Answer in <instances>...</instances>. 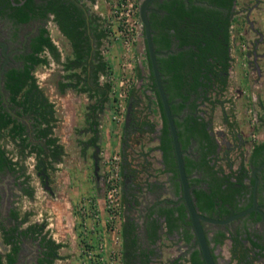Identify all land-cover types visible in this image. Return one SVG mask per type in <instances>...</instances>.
Returning a JSON list of instances; mask_svg holds the SVG:
<instances>
[{"label": "trees", "instance_id": "16d2710c", "mask_svg": "<svg viewBox=\"0 0 264 264\" xmlns=\"http://www.w3.org/2000/svg\"><path fill=\"white\" fill-rule=\"evenodd\" d=\"M80 1L86 3V0ZM208 1L228 8L233 3V0ZM154 4L159 10H149L147 15L155 51L168 49L172 44L178 48L187 46L167 56L156 53V60L177 130L185 173L189 185H192L191 191L195 206L201 212L210 213L217 201L225 207V202L229 201L230 196L235 192L232 186L234 183L229 181V176L233 174L224 172L223 166L224 155L230 148L224 147L226 150L223 154L217 152L218 141L210 126L215 107L217 105L224 107L226 102L233 100L232 97L226 96L228 80L222 73L227 67L225 58L227 47L230 44L229 26L232 19L229 14L223 18L218 10L204 5H186L182 0H162L161 2L157 0ZM0 8V13L4 14L6 10H9L8 16L14 22L19 23L32 17L47 19L52 15V21L70 45V54L64 55L62 59L61 51L52 39L49 29L42 27L40 33L32 40L30 54L24 57L23 66L12 67L5 72V88L10 93L9 101L12 107L19 108L18 112L30 115L31 130L37 141L30 140L29 134L25 131V125L21 122L16 123V119L11 117L3 107H0L1 133L17 141L18 150L23 157L32 153L36 166L55 169V164L62 160L64 145L54 132L57 121L55 103L39 87L34 75L36 65H48L50 59H53L61 64L62 69L57 81L58 89L63 92L71 87L85 93L88 98L84 107V119L86 129L91 134L87 139L80 140L83 144L82 152L86 147H99V118L110 101L111 89V82L108 78L111 70L102 52L103 39L108 36L104 16L90 11L88 7L86 15L85 10L74 0H7L6 5L0 3ZM186 15L188 21H184L185 27H183L182 18ZM215 18H223L225 22L224 36L227 45L215 39L213 32L206 25ZM235 19L233 18V21ZM198 20L202 23L197 25L195 21ZM215 41L222 47L218 50L224 49V56L212 50ZM148 66L151 68L149 57ZM136 74L141 75L138 67H136ZM147 86L156 96L155 101L150 95L140 97L139 94H143V90L135 85L131 86L129 90V96H132L131 121L127 127L123 125L121 137L122 201L123 208L126 210L123 211L121 225L122 264L152 262L153 258L158 256L155 244L161 238L162 229L167 235L178 233L179 238L187 243L186 253H189L188 255L180 254L163 264H204L199 247L189 250L194 232L187 226L190 220L184 202L151 204L143 214V231L140 235L135 219L128 212L130 211L129 206L135 201L132 183L146 182V178H143L142 182L138 181V176L139 173H146L152 164L150 151L154 146L145 147V141L151 140V133L157 125L151 115L157 116L158 114L161 120L156 147L161 151L163 170L171 172L170 179L176 188L181 189L171 135L162 101L154 84L152 70L148 76ZM203 102L207 105L206 111L200 107ZM183 108H186V112L180 118L179 113ZM200 111L205 112L202 114ZM223 114L224 120L228 119L227 125H232L230 131L225 133L236 137V131L231 130L237 126L233 106L230 105L228 110L223 111ZM231 117H233L232 122L229 120ZM136 135L139 136L136 137ZM143 136H147V140L139 141ZM192 140L195 141L193 149L196 150L197 158L186 152ZM138 142L141 148L136 152L138 156H135L132 155V146ZM263 146L264 142L258 143L254 151L256 152ZM242 152L243 150H240V155L243 157ZM138 157L141 160H138ZM218 160L221 162L217 163ZM16 164L17 162L12 160L6 154L5 148L0 145V169L9 167L13 171H18ZM226 164L230 169L232 161L227 160ZM245 167L246 164L242 160L241 168ZM19 168L21 169L22 166ZM194 171L200 174L192 175ZM129 176L131 182L124 186V180ZM223 183H226L224 188H222ZM146 184L148 185L149 182ZM24 191L32 195V187L25 186ZM12 215L16 218L18 211L13 210ZM25 219L26 216L22 220ZM33 227V231L38 228L37 225ZM29 229L30 227L22 231L25 233ZM1 232L3 242L10 244V249L5 253V260L2 259L0 253V264H14L20 248L17 225L6 228L1 224ZM220 235L221 238H217L216 241L221 242L224 233L220 232ZM141 237L145 238L143 241L145 245L140 241ZM231 237V256L236 258L237 264H253V256L249 253V249L258 247L257 253H262L261 250L264 249V244L252 239L249 234L246 237L251 243L250 247L243 244L238 234ZM42 242L45 246L43 251L45 255L39 261L41 264H53L54 260L60 257L58 250L63 243L46 237V234H43ZM213 257L215 258L214 254Z\"/></svg>", "mask_w": 264, "mask_h": 264}, {"label": "rangeland", "instance_id": "374dc122", "mask_svg": "<svg viewBox=\"0 0 264 264\" xmlns=\"http://www.w3.org/2000/svg\"><path fill=\"white\" fill-rule=\"evenodd\" d=\"M140 1L141 0H137L138 6ZM115 2L116 0H111V4L108 7V10H106L107 9L106 7H103V9H101L102 6L95 7L92 4H90L92 2H90L86 6L87 7L88 5L90 6L89 7L90 11L96 12L104 16L105 25L107 26L108 25L107 22H109L108 20L110 19V17H112L111 11ZM244 2L245 0H238L237 6L238 7L243 6ZM259 17L260 14L257 13L256 18ZM256 18L255 20L257 26H259L264 33V27L262 26L260 21H258ZM238 21L240 24L233 31V34H236V37H235V41H233L235 43V50L233 49L232 51L236 56H238V58H240L241 57V54L239 52L240 50L239 48H237L238 47L237 45L239 43L236 42L239 41L245 42L246 40L250 41L255 36V33L253 32V30H250L247 27L246 23H243V21L240 20ZM46 25L47 28L49 29L52 38L54 39V41H56L57 46L61 51L62 57H64V55L66 54H70L69 42L58 30L57 25L53 21H49V20L46 21ZM140 30L141 33L138 39L132 43V49H133L131 53L132 55L128 57L126 60L130 62L131 69H129L128 72L130 73V78L132 80L131 85H135L136 87L142 89L143 93L145 94V97H147V95L151 96L152 92L147 86L149 69L145 62L146 51H145L143 27ZM240 32L242 34L238 35L240 34ZM103 42L104 44L102 48L104 50V55L105 57H107V60H109L108 61L109 66L114 67L116 55H112L110 51L112 49L111 47L116 45L117 42L115 39H113V42H111L110 37H107V39ZM118 61L120 62V60ZM134 66L135 68L138 67L140 69V74H141L140 76L136 74V70L134 69ZM262 66L264 68V61L262 62ZM114 69L115 68L111 69V71H114ZM245 70L246 69L244 67L243 71H238V72L235 71L230 76V82L226 90V96L235 97V100L238 103V107H239L237 108L238 111L240 109V112L238 113V117H237L239 122L238 126H240L242 130V135L244 134L245 136L249 137L250 138L249 140L251 141L252 138H257V139L264 138V128H261V125L257 129L256 127L253 128L252 126L254 125L253 113L255 111L257 112L258 115L262 114L264 116V109L259 104V100H264V70H263V74L261 75H256V73H252V72L249 74L248 71L247 74L245 75L244 73ZM61 73H62L61 64L59 62L54 61L53 59H50V63L48 65L39 64L36 65L34 68V75L36 77V81L38 85L42 88V90L49 97V99L55 103L57 121H56V125L54 126V132L59 137V141L64 145V154L62 155V160L55 164L56 165L55 169L50 168L48 170L51 179L50 184L52 186L53 192L52 193L49 192L46 188H44L42 182H40V179L37 176L36 171L34 169L35 157L32 153L23 157L22 153L18 150L17 141L15 139L10 138L7 134H5V136L2 137V145L5 148L7 155L12 160L17 162L16 166L19 171L16 172L17 178H21V175H27L26 185L28 187H32V191H33L32 195H28L25 194L23 191H21L20 186H17V184L11 187L13 191V196L10 201L11 206L16 207L18 211H21L24 214L26 213L25 222H23L21 226H26L30 223L39 222L40 220H43L46 223L45 225L46 233H48V235L50 236H53L55 241L63 242L65 244L64 246L59 248V252L64 256V258L55 259L53 264H83L82 255H81V260L79 257L78 260L71 261L70 263L67 261L65 255L68 254L70 256V254H76L81 252L78 245L79 235H80L78 231L80 225L79 224L80 215L78 213L79 211L78 206L80 201L85 196L89 195V193H87L89 191L87 188L90 187L91 183L95 185L99 197L101 198L100 201H102L101 203H99L100 201L96 200L95 201L96 205L99 206V204L100 205L103 204L104 187H105L103 182V175L106 167V155L103 156L101 154L100 147H97V149L93 148L92 146L86 147L84 152H82L81 148L83 144L80 143V140L87 139L91 134V132L86 129V122L84 119V110H85L84 107L86 102L88 101V98L85 93L79 92L71 87H68L63 92H61L57 86V81L60 78ZM113 77H115L114 74ZM255 78H256V82H255ZM112 82H114V79ZM242 89H245V91H242ZM252 102L255 103L254 106ZM122 103H123V107L120 112L121 117L118 125L120 133H122L123 131L122 118L124 117L123 113L125 112L124 109L125 101ZM206 106L207 105L205 102L200 104V107L204 108L205 111L207 110ZM204 112L202 111V113ZM221 114H222V108L220 107V105H217L214 109L211 122H212V126L215 128V129L213 128V130L218 136L221 144L223 145V147L228 148L231 142L229 140V136L221 129ZM101 115L99 118L100 123L102 121ZM151 118L152 119L154 118L156 120L157 122L156 127H158L160 125L159 115L158 114L157 116L151 115ZM155 134H156L155 132L151 134L152 138L150 141H145L147 140V136H143V138L139 139V141H145V147L149 145L154 146V144L157 142V139L153 138ZM137 136L139 135H136V137ZM120 137H122V134L120 135ZM29 139L34 142L36 141V139L33 140L34 137L32 130L30 132ZM138 147L141 148L139 142L135 143L132 146V155L138 156L136 153L138 151ZM115 150H119L121 154V147ZM154 150L155 148L151 149L150 151V159L152 158L151 168H153V163L155 160H157V162L159 161V158H156ZM92 154H94L96 157V162L94 163L92 160ZM232 154L233 156L236 157L237 156L236 150H233ZM138 158H139L138 160H141L140 157ZM95 164L97 165L96 173H95ZM21 166L22 168L20 169L19 167ZM157 166L159 165L157 164ZM155 168L157 167L155 166ZM160 168H157L159 169L158 172L155 171L157 172L156 175L157 174L162 175L163 176L162 179L163 181H165L167 178L165 177L164 174L161 173L162 171ZM150 177L152 178V176ZM143 178L144 175L140 174L139 179H141L142 181ZM142 185L144 186L145 184ZM164 185L166 186V182ZM133 193L136 195L134 197L135 201L129 206L130 211L128 212H130L131 216L135 220L137 218L138 221H141L144 211L143 209L144 202H145L144 191L137 190L135 192L133 190ZM165 194L166 196L170 195L168 189L166 190ZM59 206H65L66 210L69 211L71 210L73 212V215H71L70 213V219H68L66 211L61 214L58 213V210H60ZM1 208L2 206L0 205V210ZM123 210H122L121 219L119 220V224H118L119 228L117 229L116 234L119 233V230L122 225ZM74 215L76 216L75 218ZM2 223L8 224L10 222L9 219H6V216L4 214L0 213V251L5 252L9 247L2 240V233H1ZM75 230H76V234H75ZM26 241L29 240L26 239ZM27 244L32 245L33 243L30 241L29 243H23L21 245L22 252L26 249V247L29 249ZM155 245L158 256L154 257L152 262H149V264L166 263L167 260L177 257L180 254H185L188 248L187 245H185V243L176 234L167 235L166 233H164V231H161V238ZM85 247H87L86 244ZM222 248L223 249H221V251L222 250L224 251V248L225 249L227 248V244L222 246ZM217 252H220L219 249H217ZM185 255H187V253ZM219 261L222 264L226 263L225 262L226 259L223 258V254L220 255ZM257 263L260 264L261 262L258 261Z\"/></svg>", "mask_w": 264, "mask_h": 264}, {"label": "flooded vegetation", "instance_id": "af4514ba", "mask_svg": "<svg viewBox=\"0 0 264 264\" xmlns=\"http://www.w3.org/2000/svg\"><path fill=\"white\" fill-rule=\"evenodd\" d=\"M12 1V0H10ZM157 0H153L149 3V10L154 9L155 11H158L159 8L155 6L154 2ZM161 2L162 0H158ZM186 5L194 4V5H204L206 7L212 8L213 10H218L219 15L222 13L221 17H225L229 14L230 18L232 19V23L229 26L230 31V44L227 47V53H226V69L222 71L223 75L227 77L228 85L230 82V76L235 71H243L245 67V75L248 73H256V75L263 74V66L262 62L264 61V33L262 29L257 26L256 24V14L259 13V0H245L244 5L241 7H238L237 2L238 0H233V3L230 8L227 6H221L215 3H211L208 0H182ZM1 5H6L7 0L0 1ZM1 9V8H0ZM147 11V12H148ZM9 10L5 11V14L2 12L0 13V107H3L8 113H10L11 117L15 118V122H21L25 125V131L30 135L31 132V120L30 115L27 113H20L17 110L18 107H12V103L9 101V95L10 93L5 88V72L12 68H20L24 64V57H26L28 54H30L31 51V43L32 40L40 33V30L42 27H47L46 21H52L51 16L47 19H43L40 17H32L24 22H14L9 16H8ZM223 18H215V20H211L210 22H207V27L210 28V30L213 32L215 39L221 40L223 44L227 45V42L225 41V22ZM233 18H236L237 21H233ZM257 19V18H256ZM243 21V23H246L247 27L250 30H253L255 33V36L249 41H245L244 47L242 46V41L236 42L239 43L237 48H239V52L241 54V57L238 58L233 53V49L235 50V43L231 41V35L234 31V29L240 24L239 21ZM258 20V19H257ZM184 21H188L187 15L182 18V24L184 26ZM198 25V23H202L201 21H195ZM242 33L240 32L241 35ZM145 42V37H144ZM224 46V45H223ZM146 42H145V51H146V64L149 69L148 76L151 73V68L148 66V55L146 50ZM181 48H187V46H183ZM181 48H178L172 44L170 48L168 49H162V50H156V53H160L163 56H167L168 54L172 52H176L180 50ZM222 49L217 42H214V46L212 47V50L215 52H220L221 55H225V51L218 50ZM219 54V55H220ZM187 57V53L185 54ZM158 64V63H157ZM159 67V66H158ZM240 67V68H239ZM248 68V70H247ZM236 72V74H237ZM243 73V74H244ZM244 76V75H243ZM242 76V77H243ZM241 80V78H240ZM256 82V78H255ZM256 84V83H255ZM40 87V86H39ZM149 88V87H148ZM228 88V87H227ZM151 93L152 100L155 101V95L151 88H149ZM242 91H245V89H242ZM140 97L145 96V94H139ZM149 96V95H147ZM233 100L229 101V106L224 105L222 108V114H221V129L224 132L230 131L229 129L232 127V125H227V121L224 120L223 111L231 106H233V109L235 111L236 117H238V113L240 112V109L238 111V103L235 100V97H232ZM253 106L255 103H253ZM260 106L264 109V100H259ZM127 107V106H126ZM3 110V109H2ZM186 112V108H183V110L179 113L180 118L183 117V115ZM202 113V111H200ZM203 114V113H202ZM153 116V115H152ZM253 121L254 125L253 128L256 127L259 128L261 125V128H264V116L262 114L258 115L255 111L253 113ZM259 119V120H258ZM230 122L233 121V117L229 119ZM2 121V118L0 119ZM161 122V120H160ZM159 122V123H160ZM262 122V123H261ZM261 123V124H260ZM161 124V123H160ZM212 124V122H211ZM237 126H234L231 130L234 132L236 131V137L234 135L229 134V140L231 142L229 146V151L226 155H224L223 161H224V172H232L233 175L229 176V181L233 182L234 184V191L232 196H230V200L225 202V207H222L220 201L216 202L214 204V209L212 212H202L207 216L216 218V219H226L230 216H233L234 214L240 213L241 211H244L242 214L237 215L230 219L229 221L225 223H214L209 221H203V228L204 232L207 237V241L209 243L212 255H215V261L217 264H222L219 261V257L221 254H223V258L226 259V263L224 264H237L236 258H232L231 254V246H232V235L238 234L240 239L242 240L243 244L245 246L250 247L251 243L248 239L247 234H249V237L252 239L258 241L261 244H264V146L261 147L256 152L254 151L255 146L258 143L264 142V138L256 139L254 138V142L252 140L250 141L249 137L242 135V130L240 128L238 118H237ZM251 125V124H250ZM157 126V125H156ZM211 126V130L214 133L216 140L218 141V148L217 152H220V154H223L226 150L223 145L221 144L218 136L213 130V126ZM159 128H155V130L152 133H156L153 138L157 139L158 143V134H159ZM215 129V128H214ZM151 133V134H152ZM231 133V132H230ZM137 134V133H136ZM5 136L4 133H1L0 131V145H2V137ZM35 140V138L33 139ZM37 141V140H36ZM34 142V141H33ZM156 143V144H157ZM156 144H154V148L156 149ZM195 144V141L192 140L189 148L186 150L187 153H189L192 156H195L197 158L196 150L193 149V145ZM153 146V145H152ZM236 150L237 156H233L232 151ZM240 150H243V157L240 155ZM255 152V153H254ZM161 153V151H160ZM7 154V152H6ZM161 157V156H160ZM152 160V158H151ZM162 162V158L160 159ZM230 160L232 161V164L229 165L226 164V161ZM246 164V167L244 169L241 168V161ZM212 162V160H211ZM221 161L218 160L217 163H220ZM138 167V166H137ZM34 169L36 171L37 176L40 179V182H42L44 188H46L49 192H53L52 186H51V179L49 174L50 168H45L44 166H36L34 164ZM17 171H13L9 167H4L0 169V205L2 206L0 213L4 214L6 216V219H9L8 224H3L6 228H9L11 226L17 225V233H18V243L20 244V248L17 253L16 260L14 264H41L39 261L41 257H43L45 254L43 251L45 250V246L42 242V236L43 234H46V237H50L51 239H54L53 236L48 235L46 233L45 225L46 223L43 220H40L39 222H33L26 226H21L25 220H22L26 213H22L21 211H18L16 207L11 206V199L13 196V191L11 187L17 184V186H20L21 191H24V188L27 183V175H21V178H17ZM19 172V171H18ZM168 179L166 181V188L172 190L173 196H170L168 198H153L152 200H146V207L145 211H147L151 204L154 203H163L168 202L169 204H178L183 202V199L181 197V189H178V193L174 194L173 187L175 186L174 182L170 179L171 172L169 171ZM144 175V173H139V175ZM200 174L197 171H194L192 175ZM139 179V176H138ZM179 179V176H178ZM141 181V180H139ZM142 182V181H141ZM142 183H132L133 186H136V190H140ZM23 185V186H22ZM226 183L222 184V188H224ZM192 185H190V193L192 196ZM226 192V191H225ZM26 194V193H25ZM33 194V191H32ZM193 198V196H192ZM194 200V198H193ZM17 210L18 216L14 218L12 215V211ZM199 210V209H198ZM200 211V210H199ZM188 217V216H187ZM143 219V215H142ZM137 223V231L140 234H142L143 231V224L142 220L138 221L136 218ZM33 225H37V230L33 231ZM190 230H192V226L189 223L187 225ZM30 227V229L27 232H23V229H26ZM141 227V228H139ZM161 231H164L162 229ZM193 231V230H192ZM220 232L224 233V237H222L221 242L216 241L217 238H221ZM2 233V232H1ZM173 234H176L179 237V234L174 232ZM170 235V234H169ZM28 237V238H26ZM28 239L30 242H32V245L27 244L29 249L26 247V249L22 252V244L23 243H29V241H26ZM3 240V239H2ZM145 240L144 237L140 238V241L143 242ZM160 240V239H159ZM158 240V241H159ZM182 240V239H181ZM157 241V242H158ZM183 241V240H182ZM156 242V243H157ZM184 242V241H183ZM185 243V242H184ZM6 244V243H5ZM227 244V248H224V251L221 249L222 246ZM8 245V249L5 252H1L2 259L5 260V253L10 249V244ZM144 245V242H143ZM187 245V243H185ZM26 246V244H25ZM188 247V245H187ZM198 247V244L196 242L195 235L191 237L190 240V247L189 250L191 251L193 248ZM217 249H219L220 252H217ZM259 248H250L249 253L253 256V264H258L257 262L260 261V264H264V249L261 250L262 253H257ZM227 252V253H226ZM219 253V254H218ZM58 254H60L58 250ZM189 254V253H188ZM187 254V255H188ZM22 255V256H21ZM21 256V257H20ZM58 259V258H56ZM29 261V262H28Z\"/></svg>", "mask_w": 264, "mask_h": 264}, {"label": "crops", "instance_id": "0c3cea01", "mask_svg": "<svg viewBox=\"0 0 264 264\" xmlns=\"http://www.w3.org/2000/svg\"><path fill=\"white\" fill-rule=\"evenodd\" d=\"M87 3H85L86 5L89 4V0L86 1ZM93 6H102L101 9H103V7H106L108 10V7L110 6L111 4V0H94L92 3ZM89 5H88V9H89ZM259 7H260V11L258 14H260V17L257 18L258 21H260V23L262 24V26L264 27V0H259ZM90 10V9H89ZM101 13V12H99ZM101 15V14H100ZM102 16V15H101ZM59 30V29H58ZM235 37H236V34H233L231 35V41H235ZM53 39V38H52ZM54 40V39H53ZM56 43V41H54ZM117 44L114 45L113 47H111V53L112 55H116L115 56V64H114V67L113 66H110L111 69L115 68L114 71L111 72V74H114L115 77H111L112 80L113 79H118L120 78V75H121V69H120V66H121V63L126 60L128 57H130L132 54V44L131 45H125L123 42L120 41H116ZM234 43V42H233ZM57 44V43H56ZM63 59V57H62ZM107 59V57H106ZM117 59V60H116ZM120 60V62L118 61ZM122 60V61H121ZM109 61V60H107ZM118 61V63H117ZM134 69L136 70L135 66H134ZM129 71V69L127 70V72ZM130 90V88H129ZM129 90H128V94L125 98V105H124V109H125V112L123 113V116L125 117V113H126V106H127V103H128V100H129ZM116 96V95H115ZM121 107H122V99L120 101V103L118 104V99L117 98H113L112 96H110V101L109 103L107 104L105 110L103 111V113H101V123L99 124V140H98V146L100 147V150H101V154L103 156L105 155H108L109 153H111L112 151H114L115 149L121 147V137L120 135L122 133H120L119 131V120L118 118H120L121 116ZM263 108V107H262ZM263 110V109H262ZM122 118V122H123V125H124V119L125 118ZM252 129V128H251ZM257 139V138H256ZM252 142H254V138H252ZM157 143V142H156ZM155 143V144H156ZM138 150H139V147H138ZM103 152V153H102ZM154 153L156 155V158H159V161L157 162L156 161V164H155V161L153 163V168L150 167V169L144 173V178L147 179L146 182H149V184L147 185L146 182H144L143 184H145L144 186L140 184L141 186V189L142 191H144V195L147 199L148 197V200H152L153 198H168L170 196H173V193H172V190L168 189V192H170V195L169 196H166V186L164 185L165 182L167 181L168 179V175L170 174L169 171L167 170H163L164 169V164L161 162V153H160V150L158 148H156L154 150ZM96 159L95 155L92 154V160H93V163H94V160ZM157 164L159 166H157ZM155 166L157 168H160L161 166V173L165 175V177L167 178L165 181H163L162 179V175L160 174H157L156 173L159 171V169L155 168ZM157 171V172H155ZM159 175V176H158ZM152 176V178L150 177ZM140 179H138L139 181ZM138 188V187H137ZM136 186H134V191L136 192L137 189ZM89 191L87 193H89V195H91L93 197V199L96 201V200H99L100 201V197H99V194H98V191L96 190V187L93 183L90 184V187L87 188ZM77 192V191H75ZM173 192L174 194H177L178 193V187L176 188V185L173 187ZM181 192V191H180ZM165 194V195H164ZM136 196V195H135ZM138 196V195H137ZM103 200V198H102ZM144 207L143 209L145 210V207H146V200L144 199ZM102 201H100L99 203H101ZM104 202V200H103ZM60 210H58V213H64L65 211L67 212V217L68 219H70V213L71 215H73V212L69 211V210H66L65 209V206H59ZM64 209V210H63ZM99 210H100V216L95 219V218H88L89 216H81L79 217V241H78V245H79V249L80 251L83 249V246L86 244L87 241L91 242V243H94V242H97L98 239H103L104 243H105V253L106 255H114V254H119L121 259V263H122V253H121V228L119 230V233L116 234L117 232V229L119 228L118 227V224H119V220H116L115 221V228L114 229H110L108 228L107 226V223L105 222V217L107 216L106 215V212L104 210V207H103V204L100 205L99 204ZM125 211V210H123ZM79 213V211H78ZM134 214V213H133ZM143 214H144V211H143ZM76 216L74 215V218ZM82 219V220H81ZM74 233V232H73ZM75 234H76V230H75ZM120 237V238H119ZM63 243V242H61ZM146 243H144L145 245ZM65 244L63 243L62 246H64ZM61 246V247H62ZM81 255L83 257V253L82 251L79 252V253H76V254H70V256L68 254L65 255L67 261L70 263L71 261H76L79 259L80 257V260H81ZM63 255L60 254V257L58 259H62L64 258V256L62 257Z\"/></svg>", "mask_w": 264, "mask_h": 264}, {"label": "built area", "instance_id": "2783aa9c", "mask_svg": "<svg viewBox=\"0 0 264 264\" xmlns=\"http://www.w3.org/2000/svg\"><path fill=\"white\" fill-rule=\"evenodd\" d=\"M112 17L107 22L108 36L116 41L123 42L125 45H131L138 39L143 25L138 15L137 0H116L112 8ZM107 38L103 39L105 41ZM104 42L102 43L103 46ZM244 47L245 42L241 43ZM102 52L104 50L102 48ZM121 75L117 80L112 82V71L109 73V81L111 82L110 96L118 99V104L121 99L122 102L131 88L132 80L130 73V62L124 60L120 66ZM111 70V67H110ZM111 75V77H110ZM116 95V96H115ZM229 106V102H226ZM123 107V103H122ZM121 107V109H122ZM121 117V116H120ZM120 121V118H118ZM121 154L119 150H114L106 155V167L103 175L104 182V202L103 207L106 212L105 222L108 228H115V221L120 220L123 210L122 201V175H121ZM79 215L89 216L88 218L97 219L100 216L99 206L96 205L95 200L91 195L85 196L78 206ZM82 220V219H81ZM89 244V245H88ZM87 247L83 246L81 250L83 253V264H122L120 255H106L105 243L103 239H98L97 242H86Z\"/></svg>", "mask_w": 264, "mask_h": 264}, {"label": "water", "instance_id": "95a60500", "mask_svg": "<svg viewBox=\"0 0 264 264\" xmlns=\"http://www.w3.org/2000/svg\"><path fill=\"white\" fill-rule=\"evenodd\" d=\"M74 1L76 4H78L85 10L86 15H87L88 11H87L86 4H84L80 0H74ZM151 1L153 0H141L140 1L139 6H138V15L143 25L144 37H145V42H146V46L148 50L149 60L151 63V70H152V75L154 78V84H155V87L157 88L160 99L162 101L163 109H164L166 120H167L168 129H169V134L171 135V140H172L173 149H174V156L176 159V167L178 170V176H179V181L181 185V194H182L181 197L183 199L186 210L188 212L190 224L192 226V230L194 232L196 242L200 249L201 256L204 259V264H217L212 255L209 243L207 241L206 234L204 232L202 222L209 221V222H214V223H225L229 221L230 219H232L233 217L240 215L244 211H248L251 208L241 211L240 213L234 214L233 216H230L226 219H216V218L205 215L204 213L199 211L198 208L195 206V202L190 193V185L188 183V178H187V175L184 169V162H183V157H182V151H181L180 144L178 141L177 130L175 127L173 115L170 110L169 101L167 99L165 90L163 88V83L161 80V75H160L157 60H156V51L154 49L152 38H151L150 22H149L148 15H147L149 3ZM131 108H132V96L129 97L127 107H126V113H125V119H124L125 127H127L129 122L131 121V114H130ZM95 148L97 149V146ZM96 169H97V165L95 164V173L97 172ZM130 182H131V177L130 176L126 177L124 180V186H126V184Z\"/></svg>", "mask_w": 264, "mask_h": 264}]
</instances>
